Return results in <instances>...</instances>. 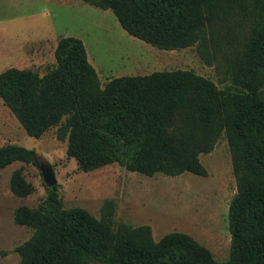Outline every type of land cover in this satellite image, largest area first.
<instances>
[{"label":"trees","instance_id":"trees-1","mask_svg":"<svg viewBox=\"0 0 264 264\" xmlns=\"http://www.w3.org/2000/svg\"><path fill=\"white\" fill-rule=\"evenodd\" d=\"M82 1L111 11L128 35L157 49L196 46L229 85L220 89L176 70L102 87L82 41L64 37L55 69L44 76L2 72L0 99L28 136L38 139L56 127L83 172L115 163L146 177H205L199 156L225 134L237 187L228 218L230 258L216 262L185 234L155 241L149 226L115 224L112 201L103 204L101 219L66 210L53 186L43 206L14 212L15 224L33 230L17 248L19 264H264V0ZM235 27L245 31L239 39ZM34 161L32 150L0 147V171ZM10 190L25 198L33 188L16 170Z\"/></svg>","mask_w":264,"mask_h":264},{"label":"rangeland","instance_id":"rangeland-1","mask_svg":"<svg viewBox=\"0 0 264 264\" xmlns=\"http://www.w3.org/2000/svg\"><path fill=\"white\" fill-rule=\"evenodd\" d=\"M234 31L238 39L245 32L241 27ZM64 37L82 41L102 87L115 78L176 70L192 71L220 89L229 85L215 65L199 58L196 46L157 49L128 35L109 10L82 0H0V74L14 68L44 76L55 69L54 51ZM261 93L264 97V81ZM5 145L34 151L35 161L15 162L0 171V264H19L17 248L33 230L15 224L14 212L21 206H43L51 179L66 210L81 208L101 219L103 204L112 201L115 224L149 226L155 241L170 233L185 234L216 262L229 260V208L237 187L225 134L210 153L199 156L205 177H146L115 163L83 172L67 156V138L60 140L56 127L38 139L30 137L0 99V147ZM16 170L33 188L25 198L10 190Z\"/></svg>","mask_w":264,"mask_h":264},{"label":"water","instance_id":"water-1","mask_svg":"<svg viewBox=\"0 0 264 264\" xmlns=\"http://www.w3.org/2000/svg\"><path fill=\"white\" fill-rule=\"evenodd\" d=\"M49 178H50V177H48V179H49ZM50 179H51V178H50ZM47 182H48V185L51 186V187L55 186V184H56V181L53 180V179L48 180Z\"/></svg>","mask_w":264,"mask_h":264}]
</instances>
